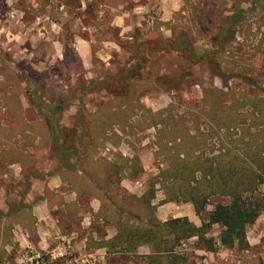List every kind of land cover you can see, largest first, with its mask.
<instances>
[{
  "label": "rangeland",
  "instance_id": "374dc122",
  "mask_svg": "<svg viewBox=\"0 0 264 264\" xmlns=\"http://www.w3.org/2000/svg\"><path fill=\"white\" fill-rule=\"evenodd\" d=\"M141 1L124 0L125 8L134 17L140 16L141 31L133 29L131 41H119L117 31L108 27L107 34L115 38L118 48L107 50L110 59L103 62L98 59L100 42L96 37L90 64L84 69L71 49L63 61L33 57L26 35L36 17L44 22L49 16L61 23V5L71 18L81 15L79 0H0V264H35L38 259L40 264H147V246L139 247L136 256L107 254L99 247L109 236L100 214L108 209L105 198H109L112 209L104 213L112 225L141 226L151 219L162 222L187 216L191 205L165 202L158 183L174 150L169 143L171 127L187 130L189 136H195L199 128L206 138L201 154L180 152L176 162L183 161L185 155L213 158L236 140H253L264 159V132L252 126L255 121L250 115V102L261 101L264 108V62L253 60L264 51V2L239 30L242 41L235 43L236 38L228 40L226 36L228 45L217 54L212 42L220 33V24H228L230 2L182 0L172 21L162 23L155 9L134 13ZM157 1L149 3L155 7ZM86 2L88 9L95 0ZM93 18L92 13L86 14L84 25L98 28L99 24H91ZM59 25L65 46L71 48L77 31L69 22ZM168 40L178 49H172ZM179 49H190L192 58ZM11 74L18 79H11L13 86L6 79ZM10 88L17 94L16 100L20 96L27 102L25 120L36 123L26 125L19 117ZM47 102H60L66 109L52 117ZM233 110L246 114L236 121L238 128L213 129L215 115ZM48 122L56 124L55 130L62 131L63 125L74 127L64 148L71 168L81 169L86 161L94 164V159L99 160L95 165L103 182L96 191L100 204L95 209L88 198L80 197L67 206L57 193L47 201L41 195L43 181L50 174L45 168L55 174L56 166L61 165L55 157V142L35 138L43 132L42 136L49 138ZM164 123L169 124L166 131ZM86 148L88 156L83 161L80 153ZM49 156L57 159L52 165L45 163ZM16 164L22 165V170ZM254 199L260 203L261 213L247 227L246 240L251 246L227 249L221 264H264V181ZM227 202L221 196L212 197L195 224L201 226L216 204ZM115 231L113 228L110 234ZM221 231V226L215 225L207 237L217 242ZM203 249V244L192 238L183 241L176 253L187 264H205Z\"/></svg>",
  "mask_w": 264,
  "mask_h": 264
},
{
  "label": "trees",
  "instance_id": "16d2710c",
  "mask_svg": "<svg viewBox=\"0 0 264 264\" xmlns=\"http://www.w3.org/2000/svg\"><path fill=\"white\" fill-rule=\"evenodd\" d=\"M262 1L264 2V0H249L251 3H247L240 9H237L236 4H233L231 8L233 11L229 12L228 24H220V33L215 36L212 42L214 53L218 54L224 46L228 45L226 36H228V40L234 38L239 27L248 23L258 4H262ZM167 42L172 49H178L172 41L168 40ZM182 52L187 53L189 59L193 56L190 49H184ZM6 77L11 85L13 80H18L14 74ZM46 104V110L52 117L57 114L61 115L66 109V106L60 102H47ZM250 104L252 105L250 115L255 121L252 126H259L260 131L264 132L262 102L256 100ZM244 117L246 114L243 116V114L233 110L231 113L224 112L215 115L211 122L213 129L220 130L223 128L229 131L238 128L236 121ZM57 123L61 125L60 122ZM46 125L49 130L48 133L51 134L55 142V157L65 166L66 136L75 130L74 128H65L62 125V131L55 130L56 124L49 122ZM163 126L164 131H166L169 124L164 123ZM169 133L168 135L172 138L169 143L174 150L171 152L172 156L167 157L169 167L160 173V181L158 182L160 189L164 191L165 202L189 203L198 217L202 216L212 197L221 196L228 202L216 204L208 213L207 220L203 221L199 227L185 217L170 219L165 222L151 219L147 224L141 226L115 223L116 235L101 242L99 247L105 249L107 254L136 256L139 247L147 246L150 251L145 256L147 264H187L186 260L176 253L180 244L183 241L197 238L198 243L203 244L206 252L214 253L217 251V242L208 238L207 235L213 226L219 225L222 228L218 237L221 247L232 249L236 246L240 250H247L249 247L246 240L247 227L253 225L261 213L260 203L255 199L253 200L258 187L264 181V159L258 153L257 146L254 145L253 140H248L246 143L239 142V140L230 141L229 146L225 147V151L213 158H205L200 154L203 147L207 146L206 138L199 131V128H196L195 136H189L187 130L182 132L176 127H171ZM226 139L228 140V138ZM81 145L86 147L84 144ZM184 151L187 155L196 152L200 154L191 158L185 155L183 161L176 162L174 158H179L180 152ZM81 155L83 161L86 160L88 149L82 151ZM124 161L127 162V160ZM102 173L105 174L106 172ZM118 174H121V170ZM58 175L62 178L61 174ZM70 176L72 178L68 182L69 185L76 193L80 192L81 186L77 181V173L71 172ZM99 187L101 188V185L96 184L95 189ZM105 199L108 209L104 208L106 211H101L100 215L108 225L111 223L110 216L104 211L109 213L112 205L109 198ZM34 263L40 264V259Z\"/></svg>",
  "mask_w": 264,
  "mask_h": 264
},
{
  "label": "crops",
  "instance_id": "0c3cea01",
  "mask_svg": "<svg viewBox=\"0 0 264 264\" xmlns=\"http://www.w3.org/2000/svg\"><path fill=\"white\" fill-rule=\"evenodd\" d=\"M86 1H92V0H79L80 6L79 10L81 11V15H77L73 18L70 17V11L66 9L65 6L61 5L58 7L59 11L61 12V23H57V21L51 19L49 16L44 17V22H40L41 19L39 17H36L35 20L28 28L27 30V37L30 38L31 43V55L33 57H43V60L45 61H63L65 58L67 51L69 50L71 53L74 54L75 57H77L78 60L81 61L82 66L84 69H87L88 65L90 64L91 58H92V44L95 43L96 37L99 36V42H100V49L97 53L98 59H100L103 62H106L107 59H110L108 53L106 51L112 50L116 51L118 48L116 45L115 38H111L110 35L107 34L108 30H106L108 27L111 29L113 28L115 31H117V40H126L131 41L133 37L130 35V32H133L134 30H139V27H142V20L140 16L134 17L133 14L130 12V10L125 8V2L124 0H95L94 4L91 6H88V9H86L87 2ZM136 2L138 0H135ZM150 0H142L140 2V5H138L136 8H134V13H144V11L149 12L151 9H155L159 13V21L162 23H169L172 21L174 14L179 12L182 7V0H158L155 4V7H152L149 3ZM251 1V0H250ZM225 3H229L227 8V14H230L229 12L233 11L231 8L233 4L237 9H240L247 3H249V0H224ZM254 2V1H253ZM251 3V2H250ZM249 3V4H250ZM86 7V8H85ZM92 13L94 15L93 21L91 24H99V27H89L84 24L83 21L86 18V14ZM73 24L71 29H75L77 33L74 35L73 40L71 41V48L68 46H65V40L63 35H61L60 31H63V27L59 24H65L68 23ZM249 23V22H248ZM76 24V25H74ZM247 26V24H243L239 27L237 30L234 41L235 43L242 41V37L240 35L239 30L241 28H244ZM24 27V25H23ZM105 28V30H104ZM108 28V29H110ZM44 31V32H43ZM264 32V27L262 29ZM93 32L97 33L95 36H91ZM87 35L89 36L87 38ZM167 35V34H165ZM168 36H165V38ZM233 41V42H234ZM107 58V59H105ZM254 61L264 62V51L259 54H255ZM264 65V63H263ZM259 66V65H258ZM260 67V66H259ZM12 88H10L9 93L10 95H13L15 97V105L16 110L18 112V115L20 118H22L24 123L26 125H29L31 123H36V121H28L24 118V111L26 109L27 102H24L20 96L18 97V100H16L15 92L13 93V90L11 92ZM63 125V124H61ZM64 126V125H63ZM67 128V126H64ZM69 128V127H68ZM74 128V127H70ZM42 134V133H41ZM44 134V132H43ZM42 134V135H43ZM48 135V133H45ZM37 135L35 138L37 141H42L43 139L49 140L51 144H53L54 139L49 133V138ZM105 135V134H104ZM106 135H108L106 133ZM105 138V136H103ZM106 139V138H105ZM54 160H57L53 156H49L47 160L45 161L46 165L48 162L51 164ZM99 160L94 159V164H91L90 161L82 165L81 169H74L71 168V164L69 162H66V165L64 166L63 163H61L59 160L58 162L61 164L60 166H56V175L53 174V170L50 171L47 168H45L46 173H50L44 182V186L41 191V195L45 198V201H47L49 196L54 195L57 193L60 195V197L63 198L65 205L71 204L74 201L79 200L80 197L88 198V201L90 202L91 206L95 209L96 205L99 206V197L98 194H96V191L100 189V187L95 189L96 184H100L103 182V179L98 176V172L100 171V168H97L95 164L98 163ZM19 166V168L22 170V165L16 164ZM52 165V164H51ZM48 167V166H47ZM71 172L77 173V181L79 183L80 192L76 193L72 187L69 185V181H71L72 176H70ZM61 174L62 178L58 175ZM38 182V179H37ZM34 188V187H33ZM32 188V189H33ZM31 189V190H32ZM46 191V196L44 192ZM49 193V194H48ZM42 197V198H43ZM74 205V204H73ZM97 206V207H98ZM187 216H183L187 218L191 223H193L195 226V218L197 217L193 207L189 206L187 208ZM98 210V208H97ZM96 210V211H97ZM99 211V210H98ZM183 217H177V218H183ZM175 219V218H173ZM160 221V220H159ZM165 222V221H162ZM113 226V227H112ZM219 226V225H218ZM198 227V226H197ZM115 229L117 231V228L115 225L108 224L107 225V232L108 237L107 239H111L116 235L115 233L112 235V229ZM247 234V233H246ZM216 242V241H215ZM251 246V244H248ZM217 251L214 253L206 252L203 249V253L205 257L207 258L205 260V264H221L222 259L225 257V251H227V248H223L219 245V242L217 241ZM147 253L146 255H148ZM229 259V258H228ZM227 259V260H228Z\"/></svg>",
  "mask_w": 264,
  "mask_h": 264
}]
</instances>
